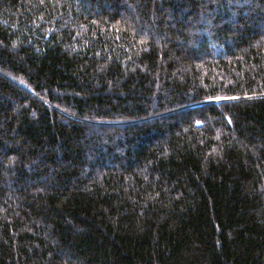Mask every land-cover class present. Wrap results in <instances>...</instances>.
<instances>
[{
    "label": "trees",
    "instance_id": "1",
    "mask_svg": "<svg viewBox=\"0 0 264 264\" xmlns=\"http://www.w3.org/2000/svg\"><path fill=\"white\" fill-rule=\"evenodd\" d=\"M0 264H264V0H0Z\"/></svg>",
    "mask_w": 264,
    "mask_h": 264
}]
</instances>
